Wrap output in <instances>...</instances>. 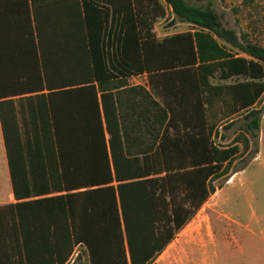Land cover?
<instances>
[{"label": "trees", "instance_id": "obj_1", "mask_svg": "<svg viewBox=\"0 0 264 264\" xmlns=\"http://www.w3.org/2000/svg\"><path fill=\"white\" fill-rule=\"evenodd\" d=\"M164 1L208 31L196 36L213 42L211 61L198 62L191 31L156 36L162 0H0V98L48 91L66 190L3 208L0 264H71L78 246L89 264H150L215 180L246 167L233 170L250 137L259 152L264 44L210 5ZM143 72L151 90L97 89Z\"/></svg>", "mask_w": 264, "mask_h": 264}, {"label": "rangeland", "instance_id": "obj_2", "mask_svg": "<svg viewBox=\"0 0 264 264\" xmlns=\"http://www.w3.org/2000/svg\"><path fill=\"white\" fill-rule=\"evenodd\" d=\"M188 1L212 6L223 24L235 29L240 38L245 39L246 35L247 39L264 44V0ZM171 16L169 10L168 16L160 19L158 25L169 26L173 21ZM191 27L194 26L182 24L180 29ZM212 45L213 42L207 40L200 48L206 52ZM218 78L217 75L213 81H220ZM263 104L264 96L257 106ZM235 119L233 125L220 128L224 136L221 143L231 142L240 132L244 122L242 113ZM261 132H264V119ZM240 144L243 146V141ZM258 148L259 157L253 158L255 142L250 137L249 149L241 153L233 164V170L246 165L236 184L229 185L228 189H216L150 264H264V141L261 145L259 142ZM228 180L223 176L216 179L215 184L223 186ZM252 212L261 217L258 223L251 219ZM79 253L81 257L74 261ZM71 264H89L83 247L75 248Z\"/></svg>", "mask_w": 264, "mask_h": 264}, {"label": "crops", "instance_id": "obj_3", "mask_svg": "<svg viewBox=\"0 0 264 264\" xmlns=\"http://www.w3.org/2000/svg\"><path fill=\"white\" fill-rule=\"evenodd\" d=\"M162 3L165 14L158 16L154 23L156 36L162 39L175 33L191 31L195 37L198 62L211 61V49L207 50L204 53L205 58H202L203 53L199 49L201 41L196 36V33L207 34L208 31L196 27L181 30L182 24H192L178 19L171 6L164 0ZM169 10L172 12L173 21L169 26H159L160 19H165ZM218 42L221 44L220 40ZM226 50L233 53L230 49ZM96 85L99 93L134 85H142L151 90L147 72L99 81ZM263 119L264 114L261 123ZM259 134L261 145L264 141L261 126ZM259 153L253 158L259 157ZM244 169L233 172L228 182L217 189H228L229 185L236 184L239 173ZM65 192L48 91L0 98V216L6 215L3 211L6 205ZM251 219L258 223L261 217L252 212Z\"/></svg>", "mask_w": 264, "mask_h": 264}]
</instances>
